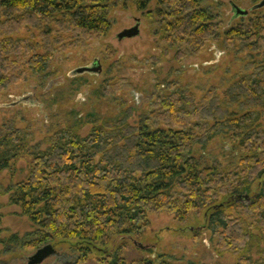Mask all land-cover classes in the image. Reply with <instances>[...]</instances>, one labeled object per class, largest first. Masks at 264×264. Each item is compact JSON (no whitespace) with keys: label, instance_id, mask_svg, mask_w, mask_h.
Listing matches in <instances>:
<instances>
[{"label":"trees","instance_id":"16d2710c","mask_svg":"<svg viewBox=\"0 0 264 264\" xmlns=\"http://www.w3.org/2000/svg\"><path fill=\"white\" fill-rule=\"evenodd\" d=\"M118 1L0 0V94L28 72L45 71L56 52L106 36L110 8ZM158 1L173 44L198 52L219 38L215 19L200 9L199 0ZM145 6L139 2L140 10ZM35 31L39 40L31 35ZM22 32L30 37L20 38ZM227 38L238 41L242 51H263L264 14ZM159 102L145 127L129 125V116L104 123L89 116L57 133L44 153L29 152L14 123L0 130V171L14 175L19 160L28 162L26 180L8 193L10 204L37 228L32 246L78 241L89 251L113 237L141 235L151 214L165 212L185 224L192 213L207 211V230L218 238L221 255L232 254L235 264H264V258L251 256L254 241L261 243L253 227L264 237V182L249 204L242 199L264 179V130L256 112L264 108V66L223 98L209 92L197 102L181 92ZM82 124L93 126L86 138L79 135ZM231 134L243 153L241 166L234 171L220 163L201 167L193 157L195 147L205 149L213 138ZM104 264L126 263L118 253Z\"/></svg>","mask_w":264,"mask_h":264},{"label":"rangeland","instance_id":"374dc122","mask_svg":"<svg viewBox=\"0 0 264 264\" xmlns=\"http://www.w3.org/2000/svg\"><path fill=\"white\" fill-rule=\"evenodd\" d=\"M200 9L207 11L218 25L219 38L203 44L198 52L183 44H173L167 35L168 20L163 19L158 0H120L109 11L111 29L104 37L93 36L82 43L56 52L48 68L29 73L0 94V130L14 123L27 138L28 150L44 153L53 145L54 136L80 120L95 116L99 122L116 121L129 116L128 124L145 127L155 106L174 93H191L200 102L209 92L223 98L235 83L256 73L264 66V50L248 52L241 44L227 38L233 29L248 24L264 14V8L247 18L234 20L231 2L251 10L264 0H199ZM139 2L146 3L143 10ZM139 24L140 35L120 41L118 35ZM37 40L39 32L35 31ZM30 37L22 32L20 38ZM28 37V38H29ZM98 61L100 75L74 76L80 68L92 67ZM264 130V108L257 109ZM92 125L82 124L79 135L86 138ZM198 132V130L196 131ZM193 157L201 167L220 163L223 170H237L243 153L233 135L218 136L203 149L196 146ZM27 159L19 160L14 175L0 171V264H27L40 247L32 246L37 228L24 216L20 207L10 204L8 189L26 180ZM256 182L251 199L258 194ZM243 203L249 204L248 201ZM150 226L132 238L113 237L108 245L87 247L78 241L50 243L57 256L43 264H104L120 253L126 264L149 260L153 264H235L232 254L221 255L218 238L207 230V211L192 213L185 224L175 216L162 212L149 216ZM250 227V226H249ZM257 226L251 256L264 258V237ZM136 241L146 247L142 250Z\"/></svg>","mask_w":264,"mask_h":264},{"label":"water","instance_id":"95a60500","mask_svg":"<svg viewBox=\"0 0 264 264\" xmlns=\"http://www.w3.org/2000/svg\"><path fill=\"white\" fill-rule=\"evenodd\" d=\"M232 12L234 14V20L240 19V18H247L251 12H254L256 10H260L264 8V1L260 4L254 6L251 10H244L240 7H238L234 3H230ZM140 35V27L139 24L135 26L132 29L125 30L121 34L118 35V39L120 41L125 39H133ZM102 73V66L98 61L94 63L92 67H84L76 70L74 72V76L76 75H84V74H95L100 75ZM249 196H245L242 199L249 201ZM241 199V198H240ZM239 200V199H238ZM134 245L142 250H145L146 247H144L142 244L133 241ZM58 253L55 249V247L51 244L44 246L43 248L39 249L33 256L27 258V264H43L48 259L57 256Z\"/></svg>","mask_w":264,"mask_h":264}]
</instances>
